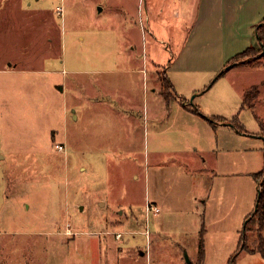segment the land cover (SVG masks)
Returning a JSON list of instances; mask_svg holds the SVG:
<instances>
[{
  "label": "rangeland",
  "instance_id": "obj_1",
  "mask_svg": "<svg viewBox=\"0 0 264 264\" xmlns=\"http://www.w3.org/2000/svg\"><path fill=\"white\" fill-rule=\"evenodd\" d=\"M190 1L0 0V67L16 69L0 72V264H197L201 223L202 264H264L243 231L264 170V51L214 71L174 62L190 30L185 53L240 47L264 6ZM181 98L245 131L189 129Z\"/></svg>",
  "mask_w": 264,
  "mask_h": 264
},
{
  "label": "crops",
  "instance_id": "obj_2",
  "mask_svg": "<svg viewBox=\"0 0 264 264\" xmlns=\"http://www.w3.org/2000/svg\"><path fill=\"white\" fill-rule=\"evenodd\" d=\"M248 1H249V6H255V5L256 6H264V0H253V2L252 1L250 2V0H248ZM190 3H191V5H188V6H195V9H194L195 12H197V6H207V3L205 4L204 0H192V1H190ZM262 19H264V13L262 11H256L253 14H251L250 16H248V18L245 20V24H244L245 25V29H244L245 34H244L243 39L240 41V47H238L234 44L228 45V47L221 54L219 52L220 45L216 44L215 42H212L208 46L209 48H206L203 51H200L197 53H193V52L185 53L184 52L185 46L189 42V40H191V34H192L191 32L193 31V30H190V32H188L186 37H185L186 40L185 39H184L185 41L183 40L184 44L182 42L180 44V45L183 44L182 46H180V45H179L180 47L177 46L176 49L179 47V50L177 51L176 55H175V52H173L171 57L173 58V56L175 55L174 56V60H175L174 62L179 61L180 65L184 66L187 69L194 68L196 70L197 69H209V70H213V71L218 70L219 68L222 67V65L226 64V62L234 54L240 52L239 48H243L242 50H244L246 47H249V46H253V47L258 46V38H257L256 30H257V25L261 22ZM237 24H239L241 26L242 21L237 22ZM14 70H16V69L10 68V67H0V72H2V73L11 72ZM74 70L78 71V69H74ZM88 71H90V72L95 71V69H90ZM92 81L93 82H91L89 80V78H86V83L84 81V85H85L84 98H85V100H88L91 103V105H93L94 103H98L100 101V99H98V97H99L98 94L95 93V92H97L96 89L91 90L89 93V88L94 87L93 86L94 80H92ZM95 83L97 85L101 86L102 89L104 90L102 93H104L105 95L103 96L102 100L100 101V103H103L105 98L108 97V94L106 93V90L104 88L105 83L104 82H102L101 84L98 82H95ZM70 84H72L71 87L73 85L77 86L78 82L76 83V80H74ZM199 88H200L199 85H197V86L195 85V86L191 87V90L198 91V90H200ZM153 91H155V92L157 91L156 86L153 87ZM199 92H197V93L199 94ZM200 93H202V92H200ZM195 95H197V94H195ZM195 95H194V97H195ZM74 96H76V94H74ZM180 104L183 107V109H185V111H187V113H188L187 114L188 116L185 118L186 126H190L189 122L194 124L193 127L190 126L189 129H191V130L199 131L198 129L203 128L205 130L210 129V131L213 133L214 130L221 129V127L228 126V127L234 128V129L236 128L233 124L232 125L228 124L227 122H230V121H227V120L226 121L225 120L212 121L210 119L209 113L208 112H205V113L201 112L199 110V107L197 108V107H194V105H191V107L194 109H192V108L190 109L187 106H185L181 101H180ZM195 108H197V109L195 110ZM74 116L76 119L78 118V114L75 113V110H74ZM236 132L240 133L239 130H236ZM154 136H156V135H154ZM158 138H159V136L154 138V139H158ZM195 146H196L195 149L197 151L198 147H197V145H195ZM155 148L156 147H153L154 150H155ZM148 202L150 203V201H148ZM153 205L157 207L155 202H153ZM159 212H160V209H159ZM159 212H157V213H159ZM202 227L204 228L203 223H201V226L199 229V235H200V231H201ZM141 231L144 232V230H141ZM119 233L121 236L122 231H119ZM115 234H116V232H115ZM199 240H200V238H199ZM188 263H190V261Z\"/></svg>",
  "mask_w": 264,
  "mask_h": 264
},
{
  "label": "trees",
  "instance_id": "obj_3",
  "mask_svg": "<svg viewBox=\"0 0 264 264\" xmlns=\"http://www.w3.org/2000/svg\"><path fill=\"white\" fill-rule=\"evenodd\" d=\"M257 38H258V44L261 46V51H264V19L261 20V22L257 25ZM254 47L253 46H249L246 47L244 50L234 54L227 62H226V69L229 65H233L237 62V59H240V57L242 56H246V53L249 51H253ZM233 63V64H232ZM226 69L222 70L220 73H223ZM162 86L163 88L165 86L168 87H172V84L170 83L169 79L167 77L164 76L163 80H162ZM251 89L245 88L243 91V101H242V105L248 106L250 108H252L254 106V103L251 102L250 104L247 103V99L249 98V92ZM185 99L181 98V102L187 106L188 108H192L190 104L186 103L184 101ZM194 109V108H192ZM197 108H195L196 110ZM210 119L212 121H216V120H227L230 121L229 119L223 118L222 116H210ZM230 122H232V124L241 132H244L245 129L242 126L236 125V122H234V120H231ZM263 172V178H262V183H261V196L259 198L258 201V207L257 210L254 214H251L250 219L247 221L246 225H245V230L252 229L253 234L258 236V244H256L254 247L248 248L249 251H257L259 252L263 257H264V170H262ZM261 172H258V174H260ZM250 216V215H249ZM203 231L204 228H201L200 231V240H199V251H198V261L197 264H202L203 261ZM255 232V233H254ZM244 236L246 234H243ZM243 240V237L242 239ZM242 245V244H241ZM245 246V243L243 244V246L241 247V249Z\"/></svg>",
  "mask_w": 264,
  "mask_h": 264
},
{
  "label": "water",
  "instance_id": "obj_4",
  "mask_svg": "<svg viewBox=\"0 0 264 264\" xmlns=\"http://www.w3.org/2000/svg\"><path fill=\"white\" fill-rule=\"evenodd\" d=\"M227 123L230 124V125H232L230 122H227ZM261 183H262V182H261ZM260 196H261V189H260V187H258L257 200H256V203H255L254 209H253V211H252L251 214H254V213L256 212L257 207H258V201H259ZM250 217H251V215L248 216V217L245 219V222H244V225H243V231L245 230V225H246L247 221L250 219ZM187 261L189 262L190 260L188 259Z\"/></svg>",
  "mask_w": 264,
  "mask_h": 264
},
{
  "label": "built area",
  "instance_id": "obj_5",
  "mask_svg": "<svg viewBox=\"0 0 264 264\" xmlns=\"http://www.w3.org/2000/svg\"><path fill=\"white\" fill-rule=\"evenodd\" d=\"M59 147H61V145H59ZM145 208H146L147 215H148V213L150 211H153V213L159 212V208L156 207V206H154V205H152V204H150L149 202L146 203V207ZM116 235L117 236H120V233L119 232H116Z\"/></svg>",
  "mask_w": 264,
  "mask_h": 264
}]
</instances>
